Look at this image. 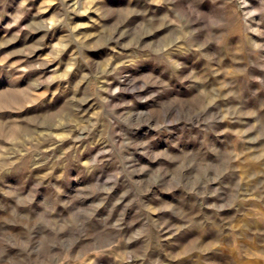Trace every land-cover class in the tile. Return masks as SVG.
<instances>
[{
	"label": "rangeland",
	"instance_id": "rangeland-1",
	"mask_svg": "<svg viewBox=\"0 0 264 264\" xmlns=\"http://www.w3.org/2000/svg\"><path fill=\"white\" fill-rule=\"evenodd\" d=\"M0 264H264V0H0Z\"/></svg>",
	"mask_w": 264,
	"mask_h": 264
}]
</instances>
